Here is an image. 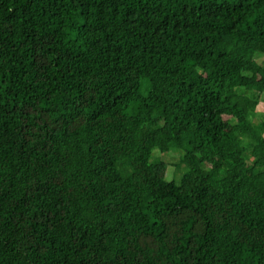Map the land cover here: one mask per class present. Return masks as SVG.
Wrapping results in <instances>:
<instances>
[{"label": "trees", "instance_id": "obj_1", "mask_svg": "<svg viewBox=\"0 0 264 264\" xmlns=\"http://www.w3.org/2000/svg\"><path fill=\"white\" fill-rule=\"evenodd\" d=\"M263 96L264 0H0V264H264Z\"/></svg>", "mask_w": 264, "mask_h": 264}, {"label": "rangeland", "instance_id": "obj_2", "mask_svg": "<svg viewBox=\"0 0 264 264\" xmlns=\"http://www.w3.org/2000/svg\"><path fill=\"white\" fill-rule=\"evenodd\" d=\"M258 112L261 115H264V96L257 107ZM157 150H159L157 148ZM156 157H161L164 159V161L167 163V178L169 180L175 179L177 176L180 175V168H177L176 164L179 163L181 158V153L179 151H172L166 154H160V152L155 153Z\"/></svg>", "mask_w": 264, "mask_h": 264}]
</instances>
